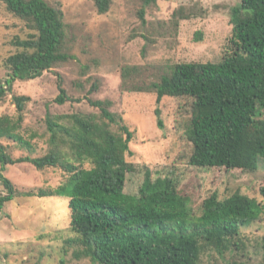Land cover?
I'll list each match as a JSON object with an SVG mask.
<instances>
[{"label": "trees", "instance_id": "16d2710c", "mask_svg": "<svg viewBox=\"0 0 264 264\" xmlns=\"http://www.w3.org/2000/svg\"><path fill=\"white\" fill-rule=\"evenodd\" d=\"M99 15L106 14L112 0H92ZM6 10L24 24L26 38L13 40L15 52L2 62L0 102L12 94L15 81L40 78L56 66L76 60L60 4L51 0H0ZM142 26L146 12L158 0H133ZM192 17L174 11L172 19ZM231 36L215 62H190L159 67L152 82L140 79L141 67L122 65L121 90L151 93L158 106L164 97L190 101V119L183 134L190 145L187 163L197 168L224 169L244 174L264 162V0H240L230 11ZM197 39L201 34L196 33ZM82 69H89L83 64ZM54 103H79L69 95L58 75ZM82 88V84L78 85ZM92 84L90 92L97 90ZM16 115L0 116V171L8 165L29 163L38 171L59 169L62 184L39 192L17 190L0 174L5 195L0 212L15 198L37 196L68 200L70 236L65 245L78 258L96 264H203V256L231 253V264H264V237L251 243L241 228L256 222L264 211L263 201L239 191L221 200L216 192L203 200L201 214L193 213L188 197L178 191L173 178H152L148 170L137 195L124 192L127 161L135 132L120 115L111 112L109 100L87 103L98 112L69 115L46 114L49 138L43 156L33 157V144L21 134L31 98L12 95ZM157 117L160 111H154ZM159 127L162 122L158 119ZM118 128V132L114 131ZM9 141L30 154L13 159ZM252 249V250H251ZM251 250V251H250ZM214 253V254H213ZM255 253V258L247 255Z\"/></svg>", "mask_w": 264, "mask_h": 264}, {"label": "rangeland", "instance_id": "374dc122", "mask_svg": "<svg viewBox=\"0 0 264 264\" xmlns=\"http://www.w3.org/2000/svg\"><path fill=\"white\" fill-rule=\"evenodd\" d=\"M51 1L60 4L69 39L73 40L71 51L78 58L44 72L33 81H15L12 94L0 102V116H15L12 95L31 98L21 134L33 144V157L43 156L49 147L47 113L98 112L85 99L109 100L111 112L120 115L124 124L135 132L127 155L135 171L126 174V194H138L148 170L153 179L173 178L179 193L188 197L193 213L198 216L203 200L212 192L221 200L239 191L258 202L263 201L259 193L264 184L263 161L250 174L197 168L187 163L185 156L190 145L183 130L191 116L189 100L164 97L157 106L151 93H128L120 88L122 65L141 67L137 77L148 83L155 80L151 74L162 71L161 66L218 61L231 36V8L240 0H158L157 6L146 12L145 26L136 16L138 6L133 0H112L110 10L103 15L97 13L92 0ZM180 10L192 17L185 18L181 13L180 18L171 20L172 13ZM197 32L201 39H197ZM26 35L24 24L0 3V81L6 72L2 62L16 50L13 40L24 39ZM83 64L89 69H82ZM58 75L67 93L81 99L79 103L61 106L54 103L59 94ZM80 83L82 88L78 86ZM92 84L98 88L89 93ZM155 109L160 111L159 117ZM114 131L118 132V128ZM1 143L8 146L13 159L30 154L12 142ZM0 174L21 192L47 191L65 180L59 169L38 171L29 163L8 165ZM5 194L0 182V195ZM67 203L66 198L37 196H19L5 203L0 212V264H96L88 258L76 257L74 250L64 243L70 236ZM241 234L251 243H259L264 237V211L256 222L242 227ZM247 256L253 262L255 253ZM202 258L203 264H231L233 256L209 253Z\"/></svg>", "mask_w": 264, "mask_h": 264}]
</instances>
